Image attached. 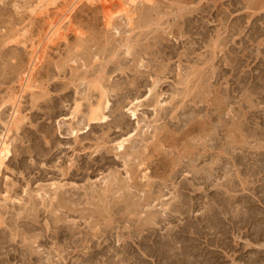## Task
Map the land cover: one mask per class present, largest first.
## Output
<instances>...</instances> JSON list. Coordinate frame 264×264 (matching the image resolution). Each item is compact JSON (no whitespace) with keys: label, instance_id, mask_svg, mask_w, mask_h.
<instances>
[{"label":"rangeland","instance_id":"obj_1","mask_svg":"<svg viewBox=\"0 0 264 264\" xmlns=\"http://www.w3.org/2000/svg\"><path fill=\"white\" fill-rule=\"evenodd\" d=\"M5 136L1 264H264V0H0Z\"/></svg>","mask_w":264,"mask_h":264},{"label":"bare ground","instance_id":"obj_2","mask_svg":"<svg viewBox=\"0 0 264 264\" xmlns=\"http://www.w3.org/2000/svg\"><path fill=\"white\" fill-rule=\"evenodd\" d=\"M43 1V0H42ZM95 1V0H94ZM102 3H107L108 4V2L110 1V0H100ZM109 5H110V3H109ZM127 13V12H126ZM125 13V14H126ZM65 14V13H64ZM128 14V13H127ZM67 15L65 14V15H63V17H61V19H59V20H53L52 22H50L49 24H50V31H49V37H48V41L50 40V38L51 37H53V39H54V36H56L57 34H58V32H60L61 31V26H60V24L62 23V20H64L65 19V21H66V19H67ZM69 17H70V15H69ZM68 17V18H69ZM126 19H127V22H128V25H132V18H131V16H128L127 15V17H126ZM68 21V20H67ZM60 30V31H59ZM52 41V40H51ZM50 42V41H49ZM127 44V43H126ZM45 46V45H44ZM43 48V47H42ZM39 50L41 51V49H40V47H39ZM33 55V54H32ZM34 60H35V63H33L32 65H31V71H33L34 70V68L36 67V62H38L39 60H40V58H39V51L38 50H36V49H34ZM33 62V61H32ZM40 62V61H39ZM30 74V76H31V73H29ZM29 76V75H28ZM29 80H30V77L27 79V80H25V82H26V85H25V89L27 88L28 89V83H29ZM29 85H30V83H29ZM99 89V88H98ZM29 90V89H28ZM31 90V89H30ZM150 90V89H149ZM100 92H101V90H100ZM104 92V91H103ZM105 93V92H104ZM104 93H102V95L105 97V95H104ZM101 94V93H100ZM101 98V97H100ZM99 98V99H100ZM102 99H103V97H102ZM102 99L100 100V101H98V103L95 105V106H89V110H88V115H87V121H88V123L90 124V125H95V124H103V123H105V121H106V116L104 115V111L107 109V107H108V102H105V103H102L101 101H102ZM77 106V105H76ZM16 108V107H15ZM77 108H78V106H77ZM133 108V107H132ZM17 110V109H16ZM75 110H78V109H75ZM128 111V110H127ZM131 112V116L132 117H135V111H130L129 110V113ZM15 113H16V111H15ZM14 118H17V117H14ZM20 119V118H19ZM17 120V119H16ZM15 126H16V124H15ZM89 126V125H88ZM10 130V129H9ZM8 130V131H9ZM7 131V132H8ZM71 134H77L76 132H74V130H72L71 131ZM137 136V135H136ZM6 138V136L4 137V138H1V139H3L2 141H1V139H0V171H1V169H2V167L5 165V162L8 160V158L10 157V145H9V143H7V141H5L4 139ZM129 138H131V136L130 137H128L127 139H123V140H121V141H119L118 143H117V150H122L123 149V151H124V145H125V143H127L128 141H129ZM205 169V168H204ZM203 170V169H202ZM202 170L200 171V173L202 172ZM211 170H212V168H211ZM211 170H209L210 172H211ZM209 171H208V173H206V177H207V179H205V180H208V182H209V180L211 179V173H209ZM206 171H204V173H205ZM193 174H195L194 172H193ZM195 175H198L197 173L195 174ZM204 175V174H203ZM214 175V174H213ZM194 178H197V177H194ZM210 184V183H209ZM188 185H190V184H188ZM191 186V185H190ZM182 188H184V187H182ZM186 188V190L188 189V187H185ZM195 192V191H194ZM134 195V194H133ZM45 196V195H44ZM65 198H63L62 200H64ZM153 200V199H152ZM175 200V199H174ZM58 202V201H57ZM178 202V201H177ZM64 203V202H63ZM63 203H61V202H58L57 204H59V207H63V209L64 208H66L68 205H66V204H63ZM191 203V202H190ZM246 205V204H245ZM191 207V206H190ZM247 207V206H246ZM68 208V207H67ZM174 208H178V207H173V208H171V209H169V213H170V215L171 214H173L174 212L176 213V211H178L177 209H174ZM105 209V208H104ZM178 209H180V208H178ZM190 209V208H189ZM185 210H187V209H185ZM184 210V211H185ZM191 210V209H190ZM190 210H188L189 212H191ZM240 210V209H239ZM183 211V210H182ZM182 211L180 210V214H182ZM211 211V210H210ZM209 211V212H210ZM222 211H223V208H222ZM179 212V211H178ZM176 213V214H179V213ZM189 212H185V213H189ZM218 212H220V210L218 211ZM212 213V212H211ZM224 213V212H223ZM223 213H221L222 215H224ZM238 213V212H237ZM241 213V212H240ZM247 213V212H246ZM168 214V213H167ZM179 214V215H180ZM218 214V213H217ZM232 214V213H231ZM244 214V213H243ZM154 215V214H153ZM174 215V214H173ZM219 215V214H218ZM241 215V214H240ZM251 216V215H250ZM166 217V216H165ZM165 217H164V221H165ZM172 217H174L175 218V216H172ZM236 217H238L237 215H236ZM243 217V216H242ZM249 217V216H248ZM167 219L168 218H170V217H166ZM152 220V219H151ZM170 220V219H169ZM245 220V219H244ZM257 220V219H256ZM167 221V220H166ZM151 223V222H150ZM223 224V223H222ZM243 224V223H242ZM145 225H147V224H145ZM206 225V224H205ZM221 225V224H220ZM209 228V227H208ZM219 229V228H218ZM217 229V230H218ZM212 230V229H211ZM216 230V229H215ZM216 230V231H217ZM220 230V229H219ZM210 232H212V231H210ZM225 232V231H224ZM141 233V232H140ZM226 234V233H225ZM170 235V234H169ZM172 236V235H171ZM171 238V237H170ZM172 240L173 239H171V242H172ZM175 240V239H174ZM175 243V242H174ZM34 244V243H33ZM169 244V243H168ZM167 244V245H168ZM170 246V245H169ZM175 248V247H174ZM171 249V248H170ZM174 251H176V250H174ZM169 253H171V252H169ZM175 253V252H174ZM30 253H28V257L27 258H25L26 259V261L27 262H30V260H32V255H29ZM180 254V253H179ZM169 255H171V259H172V254H169ZM174 256H176V255H174ZM178 256V255H177ZM176 256V257H177ZM196 256V255H195ZM25 257H26V255H25ZM169 257V256H168ZM167 257V258H168ZM42 258V257H41ZM166 258V257H165ZM174 258V257H173ZM166 260H170V259H166ZM1 261H3V260H1ZM165 261V260H164ZM171 261V263H172V260H170ZM174 261V260H173ZM178 261V260H177ZM6 262H7V260H6ZM48 262H49V260H48ZM51 262V261H50ZM50 262L48 263V264H50ZM167 262V261H166ZM2 262H0V264H1ZM47 262H45L44 264H46ZM168 263V262H167ZM176 264H177V262H175ZM26 264V263H25ZM51 264H52V262H51Z\"/></svg>","mask_w":264,"mask_h":264}]
</instances>
